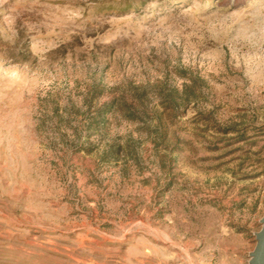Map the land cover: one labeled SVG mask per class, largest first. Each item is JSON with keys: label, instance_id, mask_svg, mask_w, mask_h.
<instances>
[{"label": "rangeland", "instance_id": "374dc122", "mask_svg": "<svg viewBox=\"0 0 264 264\" xmlns=\"http://www.w3.org/2000/svg\"><path fill=\"white\" fill-rule=\"evenodd\" d=\"M264 218V0H0V264H249Z\"/></svg>", "mask_w": 264, "mask_h": 264}, {"label": "water", "instance_id": "95a60500", "mask_svg": "<svg viewBox=\"0 0 264 264\" xmlns=\"http://www.w3.org/2000/svg\"><path fill=\"white\" fill-rule=\"evenodd\" d=\"M254 249L249 264H264V218L262 220L261 230L256 236V245Z\"/></svg>", "mask_w": 264, "mask_h": 264}]
</instances>
